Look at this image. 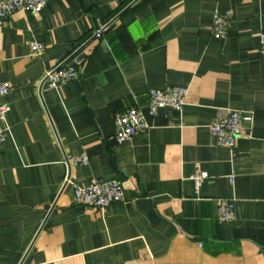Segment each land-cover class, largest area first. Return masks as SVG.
<instances>
[{"label": "crops", "instance_id": "obj_1", "mask_svg": "<svg viewBox=\"0 0 264 264\" xmlns=\"http://www.w3.org/2000/svg\"><path fill=\"white\" fill-rule=\"evenodd\" d=\"M45 1L0 19V264H264V0ZM215 10L231 12L220 40ZM82 46L76 79L49 89ZM168 87L188 88L182 111L150 116L147 92ZM129 108L148 128L118 143L113 119ZM222 109L253 112L231 149L209 130ZM80 154L87 166H70ZM92 178L117 181L123 199L73 202ZM219 199L234 202L232 222L217 220Z\"/></svg>", "mask_w": 264, "mask_h": 264}, {"label": "built area", "instance_id": "obj_2", "mask_svg": "<svg viewBox=\"0 0 264 264\" xmlns=\"http://www.w3.org/2000/svg\"><path fill=\"white\" fill-rule=\"evenodd\" d=\"M46 5L45 0H0V19H5L17 11H25L33 14L39 13ZM231 12H213L211 35L215 40L223 39L227 33ZM99 34V32L97 33ZM43 51V46L37 43L30 45L29 57H37ZM258 55L264 59V30L259 34ZM63 63V62H62ZM57 64L44 78L43 83L49 89H55L59 83L70 82L77 77L76 70L71 66ZM10 84L0 83V98L8 95ZM188 88L168 87L163 90L150 89L147 92V109L150 116L159 110H174L181 112L185 105ZM9 106L0 102V124L6 121ZM253 121V112H242L235 109H222L209 126L213 141L222 147L233 148L237 139L242 135L245 123ZM114 138L118 143L132 140L136 135L147 130L143 115L136 108H129L123 113H117L113 119ZM5 141L4 130L0 129V148ZM88 164V158L80 154L71 158L69 165L84 167ZM208 178L205 172L197 170L191 177L196 193L201 183ZM231 182V178H229ZM72 200L100 211L123 199L122 187L117 181L105 182L92 178L85 187L72 185ZM235 219V205L232 201L217 200V220L222 223H230Z\"/></svg>", "mask_w": 264, "mask_h": 264}, {"label": "water", "instance_id": "obj_3", "mask_svg": "<svg viewBox=\"0 0 264 264\" xmlns=\"http://www.w3.org/2000/svg\"><path fill=\"white\" fill-rule=\"evenodd\" d=\"M116 20L113 19L111 22H109L108 24H106L103 28H101V30L99 31V34H95L93 37L94 38H100V36L104 33H106L112 26L113 22ZM83 49V46L78 48L73 54H71L63 63L62 65H68V66H74L77 62H79L81 59L84 58V54H79L78 53ZM76 56V58L71 61L74 57Z\"/></svg>", "mask_w": 264, "mask_h": 264}]
</instances>
